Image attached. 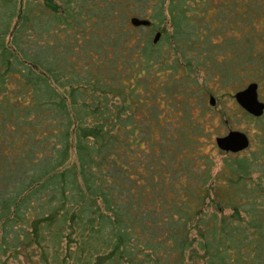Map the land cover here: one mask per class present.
<instances>
[{
  "label": "trees",
  "instance_id": "trees-1",
  "mask_svg": "<svg viewBox=\"0 0 264 264\" xmlns=\"http://www.w3.org/2000/svg\"><path fill=\"white\" fill-rule=\"evenodd\" d=\"M218 50L264 101V0H0V264H264V109L211 173L170 85Z\"/></svg>",
  "mask_w": 264,
  "mask_h": 264
},
{
  "label": "rangeland",
  "instance_id": "rangeland-1",
  "mask_svg": "<svg viewBox=\"0 0 264 264\" xmlns=\"http://www.w3.org/2000/svg\"><path fill=\"white\" fill-rule=\"evenodd\" d=\"M167 29V27H166ZM154 33V32H153ZM212 41L215 38L212 37ZM219 47V46H218ZM226 48V46H222ZM219 61L215 64H208L206 67L203 64L195 66L192 64L191 68L187 71L189 76L184 79L180 74H184L182 70L178 69L173 72L176 75L171 81L170 85H174L173 92L176 91L175 97L182 101L183 96H187L193 114L202 113L197 116L200 120L201 131L198 136V141H191L192 148L203 155L208 154L211 158V173H214L221 163V160L227 153L233 152L222 150L218 148L214 142L215 136H220L227 133L228 130H238L243 132L247 138V144L244 148L234 151L238 153H245L254 145L255 140V122L248 114L244 112L234 101L232 93L234 90L242 87L248 80L245 70L239 73L232 71V59L223 61L220 58L219 52L216 51ZM176 60L179 61V55L176 53ZM170 59V58H169ZM179 63V62H178ZM223 63V64H222ZM228 70L231 75L227 76ZM157 73L156 69H153ZM158 72V76L163 75L164 72ZM252 74V73H250ZM258 93V97L261 96ZM213 96V103L208 102V96ZM181 106V104H180ZM182 108V107H181ZM202 110V111H201ZM199 252V251H198ZM200 258L195 260L193 264H199ZM11 264H26L25 260L19 255V261H10Z\"/></svg>",
  "mask_w": 264,
  "mask_h": 264
},
{
  "label": "water",
  "instance_id": "water-1",
  "mask_svg": "<svg viewBox=\"0 0 264 264\" xmlns=\"http://www.w3.org/2000/svg\"><path fill=\"white\" fill-rule=\"evenodd\" d=\"M128 21L132 25H146L149 20L144 17L131 15ZM159 32L156 30L152 34V41L158 38ZM232 97L236 104L246 113L252 116H258L264 109V101L258 97L257 83L253 80L247 81L242 87L236 89L232 93ZM208 102L213 103V96H208ZM214 142L216 146L222 150L238 151L247 144V138L243 132L238 130H228L227 133L215 136Z\"/></svg>",
  "mask_w": 264,
  "mask_h": 264
}]
</instances>
